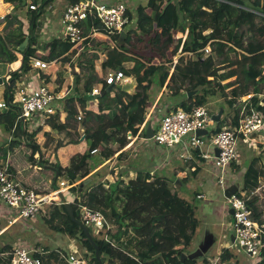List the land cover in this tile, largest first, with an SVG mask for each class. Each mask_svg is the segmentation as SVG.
Instances as JSON below:
<instances>
[{"label":"trees","instance_id":"obj_1","mask_svg":"<svg viewBox=\"0 0 264 264\" xmlns=\"http://www.w3.org/2000/svg\"><path fill=\"white\" fill-rule=\"evenodd\" d=\"M14 1L9 0L11 3ZM26 1L22 0L20 5L25 6ZM53 1L55 0H32V3L38 6V10H30L32 14L28 33L22 32L26 37L20 42V45L23 44L24 47L27 40L28 43L22 49L21 64L5 78L7 109L0 113V125L7 132L11 133L15 129L14 134L20 133L22 141H18L17 144L22 143L31 147L32 155L37 154L39 150L36 143L38 130H32L25 123L26 120H19L20 109L15 103L17 86L31 71L34 59L41 58L45 54L44 59L52 63L69 55V52H78V50H73V45L68 40L54 39L49 46L38 42L36 35L40 26L38 19ZM80 1L85 0H70V3ZM137 12L138 24L142 20H146L148 25V31L138 30L135 34L140 37V41L144 45L143 54L149 61L153 57L158 58L160 64L146 66L144 63H139L137 65L133 74L138 86L133 94L125 93L121 89H114L112 93L99 99L100 113L112 112L114 114L113 123H108L107 128L103 127V130L88 137V142H91L88 151L79 160H75L71 167L63 169L60 165L41 161L39 156L34 160L29 155V159L34 161L33 163L37 167V173L35 172L37 182L31 188L32 190L50 193L47 187L43 190H39V187L47 185V176L51 172L57 176L56 186L65 177L72 185L94 170L93 151L100 149L102 159L107 161L124 149L129 142L127 133L131 132L133 137L138 134L139 128L144 124L145 117L155 101L154 90L156 87H159L160 90L164 87V83L172 71L174 56L180 50L183 54L191 55V59L183 66L184 56L180 57L170 82L165 87L157 104L158 108L163 106L167 108L166 115L179 108L192 111L196 106L206 105L207 100L215 99L218 96H224V99L227 100L228 95L224 91L223 82L228 80L236 82V88L232 92L233 99L227 100L234 109L237 108L235 107L237 98L241 93L246 95L253 88L254 94H263L264 74L259 73L260 67L264 69L263 0H149L147 6L138 8ZM145 12L148 13L146 18L143 16ZM128 15L132 18L130 13ZM180 34L186 36V39L178 38ZM119 38L116 37V40ZM92 43L94 42L88 40L85 45ZM208 46L212 47L210 54L205 53ZM87 49L80 55L93 48ZM15 61H17L16 54L10 49L5 37L0 33V64H11ZM226 70H231L230 74L226 77L221 76L220 72ZM78 75L80 76L75 81L77 90L80 89L79 85L82 78L85 77L82 72ZM95 81L97 84L103 85V91L106 89L105 79L96 78ZM89 89V86H85L86 94ZM195 91H198V94L186 101H175L182 93L188 94ZM87 96L80 102L83 108H85L86 102L93 97L89 94ZM260 97L253 99L254 108L257 110L264 107V98ZM56 118L58 116H51L52 120ZM231 124L230 130L239 127L240 122L237 115L232 118ZM52 128L62 130L55 123H52ZM110 128L113 132L105 130ZM146 131L144 129L140 137L145 138ZM1 150L0 168H8L13 173L14 168L8 163V158L15 155L14 147L10 153L4 148ZM24 154L28 155V152ZM123 154L120 153L118 158ZM262 162H264V151L249 162L243 178L242 189L237 193L238 196H247L259 188L260 182L264 178V170L260 167ZM239 167V165L234 166L236 170L240 169ZM101 170L92 176L91 182L87 185L81 183L70 188L66 193L78 194L83 204L93 210L103 212L114 223V228L110 231V238L115 243L112 246L102 236L93 234L89 226L82 222L79 210L72 205L75 217L88 228L93 240L98 245L103 264H181L182 254L191 252L198 228V222L195 220L196 211L191 202L181 198L177 191H173L166 178L153 176L148 171H140L131 182L130 190L125 191L126 197L122 199L124 201L123 209L121 213H118L115 204L119 199L115 197V190L106 188L102 181L98 180L102 173ZM22 173L27 175L28 170H23ZM81 188L82 192H79ZM257 201V199L249 200L248 207L252 211L253 219L260 226H264V215L259 210ZM48 218L49 221H55V224L52 225L53 230L72 238L91 264H99L95 248L82 228L71 219L64 205L53 206V209L49 211ZM129 227L136 229V235L141 237V240L135 243L137 252L129 251L128 254H125L122 249V239L127 235ZM6 250L10 251L4 250L2 253L12 251L9 246L6 247ZM114 256L120 261L119 263L112 261ZM47 257L58 258L59 254H49L43 257V261ZM63 259L57 260L59 264H67ZM231 259L233 258L230 251L224 250L219 256V263L229 264ZM0 260L5 264H11L9 259ZM185 264H198V261L186 260ZM255 264H264V235L260 258Z\"/></svg>","mask_w":264,"mask_h":264},{"label":"crops","instance_id":"obj_2","mask_svg":"<svg viewBox=\"0 0 264 264\" xmlns=\"http://www.w3.org/2000/svg\"><path fill=\"white\" fill-rule=\"evenodd\" d=\"M3 1L6 4L0 9V17H4L1 19L3 20V22L1 23L4 24V21H7V23L5 22V24L2 27L0 26V33L5 37L10 49L16 54L17 61L11 64H0V78L3 79V84L0 85V94L2 96L0 101L5 100V92H6L5 78L8 76V74H10L12 71L17 69L19 64H21L22 61L21 52L23 51L22 49L25 48V43H26L25 41L24 47L23 44L22 46L20 45V42L26 37L22 34V32L24 34L28 33V28L30 25V17L32 14L29 8L30 4L32 3L31 2L32 0H27L25 6L20 5V2L22 0H15L12 3L9 2V0H3ZM63 1L66 2V4L63 3ZM99 1L100 2L103 1L108 4L122 3L117 0H99ZM69 4L70 1L58 0V2L57 1L51 2L50 5L46 8L50 12L45 11L42 14V16L40 17L42 18L40 24L41 28L37 29V33H36L38 42L40 44H47V46H49L54 39H59V40L63 39L65 41L67 40L64 34L63 27L61 26L60 19L66 7ZM128 11L131 14L130 10ZM137 11L138 8L135 14H131L132 18H130L131 20L130 24L125 32L126 35L124 38V44L117 43L120 39L119 38L118 40H116L115 48H110L109 47L110 45L109 46L107 45V40L103 32L95 30L94 32L89 33V37L94 41V43L88 44L82 50V52H84L87 48H93V49L81 55H80L81 53L80 51L69 52V55H65L63 57L64 59L62 58L52 63L46 61L44 59L45 54H43L41 58H37V59L51 64V67L47 70H40L32 67L31 71L24 76L23 81L18 84V86L27 85V84H33L35 86L47 85L51 87V89L55 90L57 93L59 92L64 93L65 98L62 100H56L52 104V107L56 111L55 114L53 115L58 116V118H56L55 120L51 119V116L53 115H48V116L35 115L32 119H27L25 121V123L28 126H30L32 130H38V134L36 136V143L38 145L39 150L37 154L34 153V155H32L33 149L31 147L29 148L26 144H22V143L17 144L18 141H22V136L20 133L14 134L15 129H13L12 132L10 133L5 131L3 126L0 125V154L2 151L1 148H4L5 150H7L8 153H10L12 151V147H14L15 155H12V158L11 157L8 158V163L14 168L13 174L15 176L16 182L20 183L23 186H26L29 189L33 188V186L37 182V179L35 178V172L37 173V167L35 166V163H33L34 161H31V159H29L28 157L29 155H31L33 159L39 156V159H41V161L47 164L60 165L63 169L69 168L73 165V163L71 162V165H69L63 156L71 155V157L73 158L72 159L73 162L75 160H79V158L82 155H84L90 147V144L88 142V137L95 132L103 130V127L107 128L106 126L108 123H113L114 114L112 112L100 113L98 108L99 99H96L95 97H91L86 102L85 108H83L80 105V102L88 97L87 94H89V96H92L90 95V89L97 87L99 85L95 81L96 78L105 79L110 71H113L116 68H122L121 66L123 64H127L128 71L130 73L125 74V78H126L125 82L131 81L133 83V88L128 92L130 94H133L138 86L136 77L133 74L134 69L137 67V65L139 63H144L146 64V66L160 64V60H158V58L156 59V57H153L152 60L149 61L146 60L147 56L143 54L144 45L141 43L140 37L136 36L135 34H137L138 30L141 31L142 29H144V27L140 26V24L142 22H145V24L147 25V21L142 20L138 24ZM143 16L144 18L148 17V13L145 12ZM43 24L45 25V28H43L42 31ZM10 25L12 27H9ZM96 29H98V27H96ZM11 34L20 35V36H9ZM181 37H183V39H186V36H181ZM181 37L178 36V38ZM102 41H104L105 44L109 47V50H103L100 48L99 45L102 43ZM92 45L94 47H92ZM111 49L117 51L118 54L116 55L111 54L110 53ZM103 53H106L107 55L109 54V57L111 58L110 61H105L103 59L102 57ZM181 56H184L182 62L183 66L189 61V59H191V55L183 54L181 50L174 56L172 71L171 74L166 79L164 83V87L161 90L159 87H156L154 90L155 101L153 102V105L149 110V113L145 117L146 125L144 127L139 128V132L135 137L132 136L131 132H128L127 133V139L129 141L128 145L107 161L102 159L100 149H97L98 151L97 150L93 151L92 160L94 162L93 165L94 170L85 178L79 180L74 184L79 185L83 183L85 179L88 178L91 179L96 172L102 169L101 170L102 173L98 177V180L102 181V183L106 188H115V192H116L115 197L120 195L119 193L124 194L123 191L125 190V187L130 186L131 182L136 178L137 173L140 171H148L153 176H160L166 178L170 187H171V183L168 179V174H171L172 177L178 179L181 182V184L184 183L187 186L191 185L194 180H198V177L203 178V180L205 181L206 188L210 189L211 191L218 185L217 181L222 175L221 171L215 168L212 164H209L208 163L209 159L205 158V155H210L212 153V149L210 148V145H208L209 146L208 149H203V150L202 148L195 149L194 147L190 146L191 137H193L194 134L184 138L181 142L175 144L173 147L160 146L161 148L156 146L157 144L155 143L151 144V142L148 141L146 137L145 138L140 137L144 129L147 130L149 124L152 125L155 132L160 127L162 120L160 122L153 123L151 118L152 115L155 113L154 114L155 117H159L158 115H162L161 117L162 119L163 114L166 115L167 113V108H165L164 106L158 108L157 104L164 93L165 87L170 82L172 73L174 72V68ZM80 72H82L85 77L82 78L81 84L79 85L80 89L77 90L75 87V81L79 78L80 75L78 74H80ZM259 73L262 75L264 74V69L262 67L259 68ZM229 74L230 71L220 75L226 77ZM125 82H123L122 84H124ZM223 85H224V91H226L228 95L227 100L228 101L232 100L233 99L232 92L236 88V82L234 80H228L223 82ZM85 86L90 87L87 94L85 91ZM195 92L196 94H198V91ZM188 94L182 93L180 97L176 98L175 101L177 102L186 101L187 99H189ZM251 94H254L253 88H251L246 95H243L241 93L240 97L237 98V104L235 106L237 108L235 109L228 104L227 100L224 99L225 98L224 96L223 97L218 96L215 99L207 100L206 105L208 106V108L209 105L212 106V104L214 107L217 108V110L213 112L210 110L212 115L213 116L218 115L220 111H222V116L219 122L214 121V123L208 127L205 134L202 135L204 141L205 140L208 141V138H212L222 130L231 129L232 128L231 120L235 115L238 116L239 122L241 123L246 113L245 111V105L247 102L246 96ZM260 96H261L260 98H264V92ZM263 103H264V99H263ZM74 105H76L77 107L76 111H74L75 108ZM81 111H83L82 113L85 115V118L84 115H79L81 114ZM261 111L264 112V107L261 108ZM80 116H82L83 118L82 120L84 121V123H82L83 122L82 120H81L82 122L78 121ZM52 123H55L57 127H61L62 130L53 129ZM111 129L112 128L105 130L113 132L111 131ZM72 136L76 137V139H73ZM119 136H123V135H119ZM240 140H242L246 144V146H248L251 150L248 151L247 149L246 151H248V153L246 154L243 153L244 155L240 154L241 157L243 158L241 159V163L239 164L240 169L236 170V168L231 167L226 171L225 177L228 178L229 182L227 183L229 184L226 183L225 189H223L220 186V183L218 185L219 186L218 188L220 189L222 194L218 193L217 191H215L213 194L216 201H218L219 198H224L225 202L228 205H229L228 199L225 198L224 196L225 190L230 186L236 185L239 187V191H240L242 189L243 178L246 173L249 162L257 158L264 151V127L262 131H260L255 137V139H253L252 141L244 140L242 137L239 138L238 142ZM41 141H43L42 147L40 145ZM205 143L207 144L206 141ZM52 145H54L53 152L56 153V157H57L56 163H49L46 159H44V155L42 153L43 149L47 151L52 147ZM143 147L145 149L142 154V157L143 160L146 162V167H144L143 165L131 163V159L136 154H138L140 149ZM25 152H28V155H25L24 154ZM120 153H124V154L120 158H118V155ZM175 159H181L184 164L182 165L175 164ZM260 167L264 170V162L260 164ZM23 170H28V174L23 175L22 173ZM56 179L57 176H55L54 173L51 172L47 176V182H48L47 185L44 184L40 186L39 190H43L45 189V187H47L50 193H52L55 189L59 188V184L58 186H56ZM61 181L65 182L66 184H68V186H70L68 189L73 187L68 182V179L66 177L62 178ZM171 189L174 188L171 187ZM261 191H264V178L261 180L259 188L256 191H254L252 194H248L246 197L249 198L250 201L257 199L258 200L257 206L264 215V194H262ZM79 192L82 191L80 190ZM36 193H38L39 195H47L46 193H40V192H36ZM196 194L199 198H203L204 196V194L202 193L200 194L197 192ZM64 197H65L64 199L69 203H74L79 199L78 194L69 193V192L66 193ZM206 197L207 196H205V198ZM124 198L125 197L122 196L117 197V199L119 200H122ZM225 202L224 205L226 204ZM7 207L8 206L6 204L0 202V253L1 254H3L2 252L4 250L10 251V250H6L7 246H9L12 250L17 247H28L29 249L40 248V249H44L45 251L48 250L47 252H50V254H57L59 252H60L59 254H62V252H65L64 256H66L67 253H70L67 252V250H70V248L73 249L74 246L79 248L77 243L72 238L63 237L59 235L61 233L53 234L52 232V233H48V236H45L44 234H42L41 229L36 230L33 227L27 225L22 226L23 220H19V219L15 220L13 209L11 210L10 207L8 208ZM115 209L118 213H121L123 208L120 207L119 205H115ZM225 210L222 211L224 212ZM230 212L231 209H227L228 215H230ZM18 226L20 229L18 233L21 234L34 233L36 236H39L40 238H44L45 241L49 242V244H52L55 247L53 249L49 245L47 247L46 246L44 247L39 243V239L34 241L33 245L19 242L20 239L17 235H14L13 237L5 238V236L12 229L18 228ZM135 235L136 234H134L129 227L127 235L122 239V249L125 254H128L129 251L137 252L135 243L138 240H141V237ZM65 239L68 241V243L70 241L68 247L67 244L65 243ZM232 248L233 245L232 246L230 245L227 246L225 249L230 251V253L232 254L233 259H231V262L229 264H249L250 261H252V259L245 252L237 251V253H235ZM210 250L208 251V253L210 252ZM223 251H221L219 254L221 255ZM64 256L61 257L59 255L58 258L57 257L51 258L53 259L52 260V262H54L53 264H59L58 261L61 258H64L63 260L66 261ZM203 256L199 258L201 262H199L198 260V264H213V262L218 258V256L213 258L210 257L205 258ZM112 261L115 263L120 262L116 256L112 258ZM0 264H5V263L2 260H0Z\"/></svg>","mask_w":264,"mask_h":264},{"label":"built area","instance_id":"obj_3","mask_svg":"<svg viewBox=\"0 0 264 264\" xmlns=\"http://www.w3.org/2000/svg\"><path fill=\"white\" fill-rule=\"evenodd\" d=\"M32 2V1H31ZM264 2V0H263ZM30 10H38V6L33 3L29 6ZM129 11L124 3L108 4L98 0H85L80 2H71L65 9L61 17V26L63 27L66 39L73 45V49L82 47L86 41L91 40L90 32L102 31L105 35L107 45L115 48L116 37H120L122 32H126L130 24ZM98 27V29H96ZM43 28L45 25L43 24ZM45 34V33H44ZM44 36V35H42ZM94 42V41H93ZM92 47H94L92 45ZM211 47L205 50L210 54ZM105 61H110L109 54H102ZM54 64V63H53ZM32 66L36 69L47 70L51 64L35 59ZM106 85H122L126 81L125 73L122 68H116L110 71L105 78ZM103 85L92 89V96L101 94ZM260 95H247L245 105V116L239 127L235 130H222L213 136L210 140L212 153L205 155L206 159H212L213 166L221 171L219 178L220 186L226 188L225 173L231 167L241 163V155L238 150V140L242 137L244 140L252 141L251 136L258 134L264 127V112L254 108L253 99ZM65 98L64 93H57L47 85L35 86L33 84L17 86L15 93V103L20 109L19 120L32 119L35 115H53L55 109L52 104L56 100ZM7 109V102L0 101V112ZM82 117H79L81 120ZM214 123L213 115L207 105L196 106L192 111L177 109L165 115L162 118L161 125L155 132L153 140L158 146L173 147L184 138L191 137L190 146L195 149L205 146L202 137H197V131H206ZM146 125V120L141 127ZM220 150L219 156H216L215 150ZM72 186H78L72 184ZM70 186L65 182L59 183V188L47 195H39L35 191L23 186L15 181L14 176L8 168H0V202L16 212L15 220H33L36 221L44 207L54 204L62 206L74 205L80 212L82 222L94 229L95 234L104 233V240L112 246L115 243L110 238L112 230L106 215L101 211L91 209L80 200L69 203L64 199L65 193ZM249 198L233 195L228 199L230 209L234 211L233 235L235 236L234 245L245 252L256 263L260 258L262 249V238L264 235V226H260L254 219L252 211L248 207ZM233 245V246H234ZM50 252L44 249H29L28 247H17L11 252L1 254L0 258L9 259L11 264H44L43 257ZM68 264H91L80 253V249L74 246L72 252L64 256ZM213 264H220L217 258Z\"/></svg>","mask_w":264,"mask_h":264},{"label":"rangeland","instance_id":"obj_4","mask_svg":"<svg viewBox=\"0 0 264 264\" xmlns=\"http://www.w3.org/2000/svg\"><path fill=\"white\" fill-rule=\"evenodd\" d=\"M55 1L58 2V0H55ZM66 1H70V0H66ZM117 1H120V2L124 3L125 6L127 7V9L130 10L131 14H135L137 8H139L141 6L142 7H146L148 2H149V0H129V1H127V0H117ZM63 3L66 4V2H64V1H63ZM5 4L6 3H4L3 0H0V9ZM45 11L50 12L47 9ZM2 18H4V17H0V26L3 25V23H1V19ZM41 21H42V18H40L38 20V23L41 24ZM6 23H7V21H6ZM140 26L144 27V29L141 30L142 32L148 31V25H146L145 22H142L140 24ZM9 27H12V26L10 25ZM40 28H41V25L39 26L38 29H40ZM42 31H43V27H42ZM103 34L107 35V33H105V32H103ZM9 36H20V35H12L11 34ZM178 36L181 37L182 35L180 34ZM86 46L87 45H84L83 48H85ZM99 46L103 50H109V47L105 44L104 41H102V43ZM83 48L82 47H77L74 50H78V51H80L82 53ZM210 52H212V47H211V51ZM110 53L114 54V55L118 54L117 51H115L114 49H111ZM121 67L123 68L125 74L130 73L128 71L127 64H123ZM231 70H233V69H231ZM231 70L221 71L220 74L221 75L225 74V73H227V72H229ZM1 97L2 96L0 94V99H1ZM74 106H75L74 111H76L77 107H76V105H74ZM209 109L212 112L217 110V108L214 107L213 104H212V106L209 105ZM82 112L83 111H81V114H79V115H84ZM154 114L152 115V118H151L152 122L153 123L154 122H160L162 120L161 119L162 115H158L159 117H155ZM164 116L165 115L163 114V117ZM80 117H82V116H80ZM84 118H85V115H84ZM81 120H78V121L82 122L83 120L82 121ZM82 123H84V121ZM72 138L76 139V137H74V136H72ZM210 140H211V138H208V141L205 140L207 142V144L205 146L201 147L202 150L203 149H208V147H209L208 145L210 143ZM148 141H150L151 144L155 143L154 140H148ZM89 144H91V142H89ZM190 144H191V142H190ZM40 145L42 147L43 141H41ZM49 145H51V144H49ZM53 146L54 145H52V147L49 150H47V151L45 149L42 150V153L44 155V159H46L49 163H56V160H57L56 153L53 152ZM156 146H158V145H156ZM158 147H160V146H158ZM144 149H145L144 147L140 149L139 153L136 154L131 159V163H135V164H138V165H143L144 167H146V162L143 160V157H142ZM247 149H248V151L251 150L248 146H246V144L242 140H240L238 142V150H239L240 154L244 155V154L248 153V151H246ZM63 157H64V159L66 160V162L69 165H71V162L73 163V160H72L73 158L71 157V155H65ZM208 163L213 165L212 159H209ZM175 164H177V165L181 164L182 165L184 163H183V161L181 159H175ZM11 174L14 176L13 173H11ZM165 175H167V174H165ZM14 178H15V176H14ZM168 179H169V181L171 183V187L174 188L173 190L177 191V193L179 194V196L181 198L191 202V204L193 205V207L195 208V211H196L195 220L198 222V228H197V233H196V236L194 238L190 254L195 252L199 248L203 247L205 244H207L211 240H212V245L209 248V250L210 249L211 250H210L209 253H208L209 250L205 253V255L203 256L205 258L217 257L218 255H220L219 253L221 251L226 249L227 246H230V245L232 246L233 244L231 242V237L233 235L234 219H233V217L231 215L227 214V209H230L229 208L230 206L225 202L224 198H219V200L216 201L215 197L213 196L215 191H217L218 193L222 194V192L218 188L219 187L218 186L219 185V180L217 179L218 180L217 181L218 185L211 191L210 189L206 188L205 181L203 180L202 177H198V180H194L192 182V184L188 185V186L185 185L184 183L181 184V182L178 179H175L174 177H172L171 174H168ZM226 180H227V182H229L228 178H226ZM227 184H229V183H227ZM113 189L115 190V188H113ZM126 190H130V186L129 187H125V190L123 191L124 194L123 193H119L120 195H118L117 197H121V196L122 197H126V194H125ZM197 192L200 193V194L201 193L204 194L203 198H199L197 196V194H196ZM261 192H262V194H264V191H261ZM205 196H207V197L205 198ZM224 202L226 203L225 205H224ZM123 204H124V201L119 200V201L116 202L115 205H119L120 207L123 208ZM53 206H55V205L51 204V205L45 206L44 207V211L41 214H39L38 219L36 221L23 220L22 226L27 225V226L33 227L36 230H38V229L40 230L41 229L42 230V234H44L45 236H48V233H52V232H53V234H56L57 232L55 230H53V228H52V225L55 224V221H53V222L49 221V218H48L49 217V211H51L53 209ZM57 207H59V206H57ZM222 210H225V211L223 212ZM13 214L16 215V212L14 210H13ZM45 216H47V217H45ZM106 217H107V215H106ZM107 219H108V221L111 224V227L113 229L114 228V223H112L109 220L108 217H107ZM186 222H188V221H186ZM35 223H37V224H35ZM90 229L92 230L93 234H95L94 229H92V228H90ZM130 229H131V231L134 234H137V232L135 231L136 229L134 227H130ZM19 230H20L19 226H18V228L12 229L5 236V238H9V237H13L14 235H17L19 237V239H20L19 242H23V243H27L29 245H33L34 241L39 239V243L41 245H43L44 247L45 246L47 247L48 245L50 247H52V249L55 247L54 245L49 244V242L45 241L44 238H40L39 236H36L34 233H32V234L31 233L21 234V233H18ZM57 234H59V233H57ZM103 234L104 233L102 232V233L96 234V235L102 236L104 238L105 235H103ZM59 235H61L63 237H68L67 235L62 234V233L59 234ZM65 243L67 244V247H68V245L70 244V241L68 243V241L65 239ZM79 249H80V247H79ZM232 249L234 250L235 253H237V251H241V249L238 248V246H236V245H234ZM72 250L73 249L70 248V250H67V252H72ZM59 253H57V254H59ZM80 253L83 256H85L81 249H80ZM68 254L69 253H67L66 255H68ZM59 255L62 257V256L65 255V252H62V254H59ZM218 258H219V256H218ZM52 260L53 259H51V257H47L45 259L44 263L45 264H53L54 262H52ZM198 260H199V262H201L200 259H197V261ZM249 264H255V262L254 261H250Z\"/></svg>","mask_w":264,"mask_h":264},{"label":"water","instance_id":"obj_5","mask_svg":"<svg viewBox=\"0 0 264 264\" xmlns=\"http://www.w3.org/2000/svg\"><path fill=\"white\" fill-rule=\"evenodd\" d=\"M1 22H3V20H1ZM125 35H126L125 32H122L120 34V39L117 42L118 44H124ZM27 43L28 42L26 41L25 46L27 45ZM2 84H3V79L0 78V85H2ZM118 88L121 89L123 92L128 93L133 88V83L131 81H127L122 85H115L114 84V85L107 86L106 89L101 94L97 95L95 98L100 99L101 97H104L106 94L112 93L114 89H118ZM195 94H196V92H191L188 94V97L190 98L191 96H193ZM221 116H222V111H220V113L218 115L213 116L214 121L219 122L221 119ZM205 132L206 131H197L195 133V135L197 137H202V135H204ZM154 135H155V130L152 127V125L149 124L147 131H146V139L147 140H153ZM256 136H257V134H253L251 136V138L255 139ZM215 154H216V156H219L220 150L216 149ZM90 181H91V179H89V178L85 179L83 181V184L87 185L88 183H90ZM80 190H82V188ZM238 191H239L238 186H236V185L230 186L225 190L224 196H225V198L229 199L233 195H236L238 193ZM65 207L68 210V213H69L71 219L82 228V230L86 233L89 241L91 242V244L95 248L96 258H97L99 264H103L101 257H100V249H99L98 245L95 243V241L93 240L88 228L75 217L74 211H73L70 204H66ZM233 214H234V211L231 210L230 215H233ZM231 240H232V243L235 242V236L234 235H232ZM211 245H212V240L191 254H182L181 264H185L186 260H197V259L201 258L208 251V249L211 247Z\"/></svg>","mask_w":264,"mask_h":264},{"label":"clouds","instance_id":"obj_6","mask_svg":"<svg viewBox=\"0 0 264 264\" xmlns=\"http://www.w3.org/2000/svg\"><path fill=\"white\" fill-rule=\"evenodd\" d=\"M35 60V59H34ZM99 85H102V84H99ZM98 85V86H99ZM110 86V85H109ZM106 87H107V85H106ZM93 89V88H92ZM92 89L90 90V94L92 93ZM103 92V91H102ZM97 96V95H96ZM96 96H93V97H96ZM233 216V215H232ZM96 235V234H95ZM235 243V242H234ZM234 243H233V245H234Z\"/></svg>","mask_w":264,"mask_h":264}]
</instances>
